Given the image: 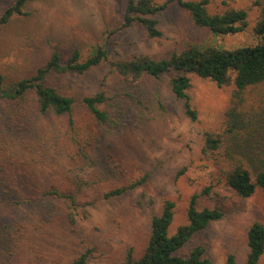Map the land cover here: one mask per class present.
Masks as SVG:
<instances>
[{
    "label": "rangeland",
    "instance_id": "374dc122",
    "mask_svg": "<svg viewBox=\"0 0 264 264\" xmlns=\"http://www.w3.org/2000/svg\"><path fill=\"white\" fill-rule=\"evenodd\" d=\"M15 1L0 0V16ZM126 1L27 2L23 14L14 15L0 28L3 86L11 87L31 76L53 49H58L66 61L74 49L85 57L100 45L108 60H114L134 53L167 57L190 43L234 49L260 41L255 31L260 8L255 0H209L211 13L247 11L243 29L228 34H213L195 26L187 12L171 3L156 16L161 30L158 38H150L138 23L122 25ZM156 1L162 4L167 0ZM189 77L187 92L197 113L194 120L187 117L182 101L171 92L167 74L159 78L143 75L128 82L111 71L107 61L83 73H49L45 83L62 94L80 98L104 91L109 97L108 105L102 107L115 114L112 128L94 123L81 106L74 111L77 124L89 132L91 142L95 139L94 151L82 159L67 158L59 151L60 142L65 144V116L30 118L25 115L26 109L0 94V215L10 218L28 212L13 203L16 196L21 192L32 194L38 187L50 188L51 184L78 191L80 204L70 210L68 203H62L63 215L70 211L72 217L39 223L15 244L12 241L13 263L68 264L90 250L88 264H120L129 248H133L135 257L141 254L151 217L160 213L165 200L174 202L169 227V233H173L187 221L191 196L200 193L199 208L219 207L224 214L196 233L184 249L202 242L212 264H226L228 254L234 255L236 264H243L248 252V227L264 220L262 190L256 187L249 197H240L225 179V170L233 161L224 157L223 148L204 149L206 132L216 134L223 129L233 84L219 87L209 78L195 74ZM40 131L42 136L38 137ZM237 141L255 155L252 151L264 143V132ZM250 156L240 155L248 163ZM143 176L146 178L141 185L119 197H100L113 186ZM9 190L13 197H9ZM2 223L0 219V227ZM258 264H264V252Z\"/></svg>",
    "mask_w": 264,
    "mask_h": 264
},
{
    "label": "trees",
    "instance_id": "16d2710c",
    "mask_svg": "<svg viewBox=\"0 0 264 264\" xmlns=\"http://www.w3.org/2000/svg\"><path fill=\"white\" fill-rule=\"evenodd\" d=\"M29 1L32 0H16L6 8L0 16V28L14 15L23 14V7ZM171 3L187 12L195 26L206 28L213 34L235 33L246 25L248 13L245 9L211 13L208 10L209 0H167L162 4L156 0H127L122 25L127 27L138 23L150 38H158L161 30L156 16ZM255 4L260 8V16L255 25L260 41L255 45L226 49L212 43H190L182 50L172 51L167 57L157 58L148 53H134L114 60H108L106 50L96 45L85 57L78 49H74L66 61L62 60L58 49H53L47 61L31 76L14 82L11 87L3 86V76L0 74V94L15 102L21 109H26L25 115L30 118L46 114L65 116V144L62 146L60 142L59 151L67 158L82 159L88 158L90 152L94 151L95 139L91 142L89 132L82 130L77 124L74 111L81 106L94 123L112 128L116 124L115 114L102 107L108 105L109 97L104 91L80 98L62 94L45 83L49 73H83L107 61L110 70L128 82H135L143 75L159 78L160 75L167 74L171 92L182 101L185 114L192 120L197 118V113L187 92L190 85L189 74L209 78L219 87L232 83L223 129L216 134L206 132L204 149L214 151L223 148L224 157L233 161L231 168L225 170V179L240 197H249L256 187L262 190L264 196V143L259 149L253 150L255 155H252L248 153L251 152L250 149L237 141L254 133L264 132V0H255ZM37 136L41 137L42 132ZM240 155H251V161L244 162ZM145 178L143 176L113 186L100 197H119L141 185ZM34 191L32 194L21 192L13 201L16 206L29 210L28 212L10 218L0 215L3 220L0 227V264H15L11 256V250L14 249L12 241L15 244L31 227L42 222L64 220L65 217L69 218L68 215L72 217L73 213L70 211L63 215L62 203H68L70 210L80 206L78 191H66L56 184H51L50 188L38 187ZM10 192L7 191L9 197H13L15 194ZM199 196L200 193L191 196L187 207V221L180 224L173 233H169V227L173 221L174 202L165 200L160 213L151 217L149 235L141 254L135 257L133 248H129L120 264H212L204 243L199 242L184 249L196 233L205 229L212 221L221 219L224 214L219 207L199 208ZM246 238L248 252L243 264H258L264 252V220L252 222ZM89 257L90 250H86L68 264H88ZM226 264H236L233 254H228Z\"/></svg>",
    "mask_w": 264,
    "mask_h": 264
}]
</instances>
